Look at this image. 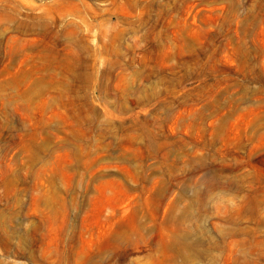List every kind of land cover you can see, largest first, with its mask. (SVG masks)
Wrapping results in <instances>:
<instances>
[{"label":"rangeland","instance_id":"rangeland-1","mask_svg":"<svg viewBox=\"0 0 264 264\" xmlns=\"http://www.w3.org/2000/svg\"><path fill=\"white\" fill-rule=\"evenodd\" d=\"M0 264H264V0H0Z\"/></svg>","mask_w":264,"mask_h":264}]
</instances>
